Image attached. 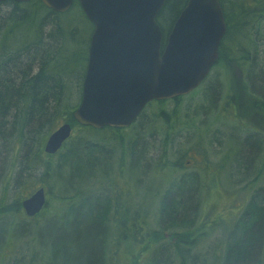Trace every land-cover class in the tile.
<instances>
[{
    "label": "trees",
    "instance_id": "trees-1",
    "mask_svg": "<svg viewBox=\"0 0 264 264\" xmlns=\"http://www.w3.org/2000/svg\"><path fill=\"white\" fill-rule=\"evenodd\" d=\"M185 3L186 0H166L158 13L156 21L163 41ZM220 7L226 29L219 45L218 62L228 65L237 62L238 55L259 47V36L264 32V0H220ZM92 30L93 26L77 0L64 13L53 12L40 0L5 1L0 5V141L4 147L5 136L7 139L15 137L17 143V151L2 162L7 169L0 173L3 192L8 197V193L15 192L27 182L36 169L44 181L52 166H55L58 179L66 171L67 185L63 188L65 192H72L68 197L57 198L59 202L65 201V206L39 231H23L27 222L20 218L23 213L21 199L1 200L0 264H111V256L114 257L122 246L132 243L135 251L140 252L150 236L156 235L154 232L160 234L161 241L153 242L150 257L143 264H187L193 242L186 247L180 239L200 238L205 232L199 231L203 217L199 216L201 184L198 173L206 171L194 168L189 174H174L180 172L184 153L170 167L165 160L151 166L156 174L172 172L157 205L159 231H148L142 209L131 207L127 191L118 189L115 180L111 179L112 192L109 195L84 193L79 188L80 181L91 173L101 171L106 174L110 151L107 142L121 144V131L133 126L134 136L126 146L128 164L131 170L144 172L143 167L152 159L149 147L153 148L152 152L157 148L155 142L142 137L145 134L149 138L153 136L148 132L150 126L144 120V113L150 105L160 106L166 102L149 103L135 122L125 129H95L77 124L72 113L81 98ZM240 59L250 61L247 69L257 68L255 61L247 56ZM253 84L255 82L249 80L250 90H255ZM261 93L263 98L264 91ZM260 104L264 106V100ZM156 111L152 122L159 119L167 124L169 116H175V113H167L161 108ZM60 119L64 120L62 123H69L79 135H71L63 143L55 154L56 164L52 165L49 159L56 156L44 153L42 142ZM163 135L161 151L164 156L163 144L168 132ZM244 141L247 147L235 154L236 162L244 151L252 154L254 150L256 139L248 136ZM145 143L149 147L144 148ZM8 148L9 152L12 147ZM208 166V162L204 163V167ZM72 180H76L75 187L70 185ZM250 200L258 202L250 213L253 220L246 224L250 202L239 219L241 224L228 231L224 247L220 249L223 250L220 264H263L264 223L257 222L264 220L262 190ZM256 224V231H251ZM162 233H172L175 242ZM25 255L28 256L26 261ZM134 257L139 259L136 255Z\"/></svg>",
    "mask_w": 264,
    "mask_h": 264
},
{
    "label": "rangeland",
    "instance_id": "rangeland-1",
    "mask_svg": "<svg viewBox=\"0 0 264 264\" xmlns=\"http://www.w3.org/2000/svg\"><path fill=\"white\" fill-rule=\"evenodd\" d=\"M262 26L264 27V23ZM246 56L255 61L257 68L247 69L250 61L240 59ZM237 57L238 61L233 64L226 65L224 62H218L205 83L195 92L177 101H166L160 106L152 104L145 110L144 120L147 126H150L148 132L153 136L149 138L145 134L142 137L147 141L155 142L157 148L152 152L153 148L145 143L144 148L149 147L151 150L149 157L151 156L152 159L143 167L144 172L138 170L135 172L128 164L126 146L134 136L133 126L121 131V144L107 142L110 151L105 167L106 174H102L101 171L93 172L84 181H80L81 192L109 195L112 192L111 179L115 180L118 189L127 191L131 207L138 206L142 209V214L146 216L148 231H159L156 218L157 205L172 172L163 171L156 174L152 172L151 166L165 160L170 167L172 163L179 161L184 153L180 172L174 174H189L194 168L199 171L204 168L206 172L198 174L201 184L199 216L203 217L202 228L199 231L205 232L200 238H194V236L191 240L180 239V243L186 247L193 242L187 264H220L223 256V250L220 249L224 247L228 231H231L233 226L241 224L242 220L239 219L250 202L248 216L245 218L246 224L253 220L250 213L255 208L256 200L251 201L250 198L264 189V108L260 104L264 100L261 93L264 91V32L259 36L257 49L248 53L244 52L242 56ZM249 80L255 82L252 85V87L255 86V90L248 88ZM159 108L167 113H175L174 118L169 116L167 124L159 119L152 122ZM63 121L60 119L53 129ZM164 132H168V135L165 136L163 144L165 149L163 156L161 146ZM71 135L77 136L79 133L72 129ZM248 136L256 139L254 150L252 154L244 151V155L236 162L235 154L246 149L247 144H244V138ZM4 138V147L0 141V173L7 170L2 166L5 157L12 156V153L17 151L15 137L7 139L5 136ZM143 138L141 139L144 140ZM42 143L44 145V141ZM9 146L12 148L8 152ZM54 156L56 157L49 159L52 165H55L57 161V155L54 154ZM205 161L208 162V168L204 167ZM247 165L252 168L248 170ZM246 170L248 172L245 175ZM66 177V171L61 173L60 179L55 177V166H52L50 174L43 181L40 178V171L36 169L31 173L28 181L17 187L15 192L8 193V197L0 184V201L10 202L19 198L21 202L22 198L30 195L35 189L44 187L46 202L42 210L35 216L28 217L24 215L21 208L24 214L20 215V218L27 222L23 231H39L47 221L55 219L52 218L53 214L56 212L59 214L65 206L66 202H59L57 198L68 197L72 193L71 190L64 191L63 186L67 185ZM75 182L76 180H72L70 185L75 187ZM8 220L11 221V219ZM195 224L197 225L198 222L196 221ZM153 234L156 235L150 236L142 245L140 252L135 251L136 249L131 246L132 243L122 246L114 257L111 256V264L146 262L154 246L153 242L161 241L158 232ZM162 236L171 241L174 239L172 233H162ZM173 241L175 242V239ZM35 249L37 250L36 246ZM135 255L139 259H135ZM27 259L28 256L25 255V261Z\"/></svg>",
    "mask_w": 264,
    "mask_h": 264
},
{
    "label": "water",
    "instance_id": "water-1",
    "mask_svg": "<svg viewBox=\"0 0 264 264\" xmlns=\"http://www.w3.org/2000/svg\"><path fill=\"white\" fill-rule=\"evenodd\" d=\"M30 0H0V3ZM56 13L73 0H40ZM93 25L81 98L72 116L95 129L130 126L146 104L173 99L197 88L218 60L225 33L219 0H187L165 42L156 21L166 0H77ZM69 123L47 137L43 151L54 154L69 138ZM45 191L23 199L28 217L45 205Z\"/></svg>",
    "mask_w": 264,
    "mask_h": 264
},
{
    "label": "bare ground",
    "instance_id": "bare-ground-1",
    "mask_svg": "<svg viewBox=\"0 0 264 264\" xmlns=\"http://www.w3.org/2000/svg\"><path fill=\"white\" fill-rule=\"evenodd\" d=\"M261 106H262V105H261ZM262 108H264V106H262ZM252 146H253V145H252ZM251 168H252V167H251L250 165H248V168H247V169L249 170V169H251ZM247 172H248V171L246 170L245 175L247 174ZM262 193H263V195H264V189H263ZM256 203H258V202L255 201V204H256ZM255 206H256V205H255ZM263 208H264V207H262V209H263ZM256 221H257V220H256ZM257 222H258V224H259V223H264V220H263V221L258 220ZM258 224L254 225V227H253V229H252L251 231H256L255 228H256V226H257ZM262 231H264V226H263Z\"/></svg>",
    "mask_w": 264,
    "mask_h": 264
},
{
    "label": "flooded vegetation",
    "instance_id": "flooded-vegetation-1",
    "mask_svg": "<svg viewBox=\"0 0 264 264\" xmlns=\"http://www.w3.org/2000/svg\"><path fill=\"white\" fill-rule=\"evenodd\" d=\"M2 3H3V2H2ZM0 5H1V3H0ZM211 70H212V69H211ZM211 70H210V71H211ZM227 234H229V232H228ZM227 237H228V236L226 235V239H227Z\"/></svg>",
    "mask_w": 264,
    "mask_h": 264
}]
</instances>
